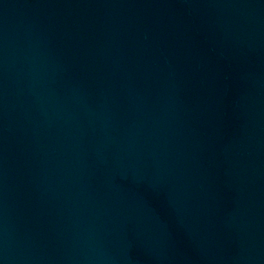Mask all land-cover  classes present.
<instances>
[{
  "label": "water",
  "instance_id": "1",
  "mask_svg": "<svg viewBox=\"0 0 264 264\" xmlns=\"http://www.w3.org/2000/svg\"><path fill=\"white\" fill-rule=\"evenodd\" d=\"M0 264H264V0H0Z\"/></svg>",
  "mask_w": 264,
  "mask_h": 264
}]
</instances>
